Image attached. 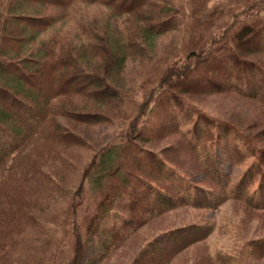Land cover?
I'll list each match as a JSON object with an SVG mask.
<instances>
[{"label":"rangeland","instance_id":"1","mask_svg":"<svg viewBox=\"0 0 264 264\" xmlns=\"http://www.w3.org/2000/svg\"><path fill=\"white\" fill-rule=\"evenodd\" d=\"M11 6L15 12L22 6L24 13L51 19L44 31L36 33L35 29L26 26L24 35L18 31V37L23 36L26 40L30 36H40L46 44L41 46L37 41L35 47L52 46L54 51L61 48L59 51L62 50L64 55L74 40L83 45L78 31L82 30L84 18L96 20V25L100 27L109 25L110 20V27L114 28L113 37L118 39L119 47L130 42V35L135 33L136 28L134 16H116L99 4L69 0L66 10L57 2L47 5L28 2L23 5L13 0ZM143 9L154 14V21L152 19L149 24L164 23L172 16L175 20L171 29L155 37L149 56L132 59L127 52L120 50V57L125 56L124 62L117 65L109 77L114 85L121 88L124 96L110 101L99 100L88 97L83 91L67 93L63 89L64 94L51 101L53 113L44 131L1 166L0 264H134V259L141 256L139 253L144 249L148 254L143 264H264V250L256 248L257 245H249L253 239L264 238V211L254 209L241 200H225L215 209H193L183 205L161 214L157 213L158 208L153 204L150 214L144 215L145 222L133 233L129 232L127 237L123 236L125 230L119 220L116 223L123 235L117 238L113 236V230L101 225L104 218L95 221L97 226L91 221L98 210L105 213L113 206L115 208L110 209L112 215L105 219L104 225H108V220L113 223L117 213L130 217L126 206L129 195L116 199L109 207L111 198H116L121 191L119 189L127 186L122 172L130 169L141 174L142 178L167 186L148 163L138 159V148L157 152L162 155L158 156L159 159L165 158L169 167L192 182L220 192L216 184L206 179L200 166L201 160L184 139L182 130L187 129L189 124H176L178 119L168 116L171 107L179 106L176 101L163 107L159 104L153 113L150 109L147 111L142 125L146 121L145 136L149 140L139 141L137 146L130 145L132 148L127 147L126 150L121 145L110 144L132 117L139 114L147 90L162 77L183 73L188 63L193 64L188 59L189 53L208 50L214 41L225 42L244 34L237 52H241V56L245 54L264 71V49L252 54L240 47L251 50L252 44H257L260 36H264V30H261L264 28V0H158L153 6L147 4ZM253 30L257 32L245 36ZM257 33L259 36L254 38ZM76 51L78 56L72 61L78 59L81 68L90 71L97 68L99 73H104L107 67L104 50L97 52L96 45H92L82 46L80 51ZM66 57H69L67 53ZM171 68L174 73L167 72ZM72 72L71 67L63 65L59 74L70 78ZM85 81L77 80L72 84L82 85ZM185 97L189 102L198 103L218 121L239 129L242 142L246 137L251 139L249 153L258 155L264 151L263 103L234 91L212 94L192 92ZM67 109L99 114V122L86 125L60 116ZM56 123L73 128L67 130L78 134L79 140L76 138V143H72L74 137L60 139L54 131ZM212 128L208 125L206 129L210 135L219 132ZM213 143L206 139L201 147L206 149ZM107 146L110 148L102 157V162L100 160L101 164L98 162L87 174L95 155ZM220 155L224 160L225 157ZM158 157L156 168L161 162ZM254 159L255 156L236 165L226 161L224 167L237 176ZM118 165L120 172L112 173ZM169 167L166 165V170ZM138 188L145 191L144 185L138 184ZM74 209L77 211L79 238L70 231L72 223L68 224L74 217ZM142 213L143 210L139 216ZM208 228L211 229L209 235ZM174 229H183L181 233H185L177 241L174 236H169ZM196 235L206 238L194 241ZM151 246L158 249L150 250ZM163 248L164 252L161 251ZM220 255L224 262L219 259Z\"/></svg>","mask_w":264,"mask_h":264},{"label":"trees","instance_id":"2","mask_svg":"<svg viewBox=\"0 0 264 264\" xmlns=\"http://www.w3.org/2000/svg\"><path fill=\"white\" fill-rule=\"evenodd\" d=\"M66 1L18 0V3L27 5L28 2H36L47 5V3L57 2V5L66 7L68 10L69 0ZM71 1L99 4L109 9L116 16L132 15L136 21L134 22L136 25L135 33H131L130 42L119 47L118 39L113 37L112 30L114 28L110 27V20L109 25L100 27L96 25V20L84 18L82 30L78 31V38L82 40L83 45H79L74 40L72 46H68L65 50L69 56L66 57V53L64 55L62 50L59 51L61 48L58 51H54L52 46L40 48L46 44L40 36H30L26 40L23 36L18 37V31L24 35L26 26L35 29L36 33L44 31L51 19H43L35 14L24 13L22 6H19L18 11L15 12L14 7L11 6L13 0H0V168L7 163L11 155L15 152H22L34 137L44 131L49 117L53 113L51 101L57 96L61 97L65 92L64 90H67V93L83 91L88 97L99 100L107 99L110 101L119 96L123 97L124 92L121 91L120 87L114 85L113 80L109 77L111 71L116 70L115 67L124 62L125 56L124 58L120 57V50L127 52L132 59L137 56H144V58L149 56L150 47L153 45L155 37L171 29L175 20L172 16L165 19L164 23L159 21L149 24L152 19L154 21V14L145 11L143 7L147 4L153 6L154 2L158 0ZM42 20L44 22L37 25ZM256 32L253 30L251 34L245 36L249 37ZM243 36L244 34L231 37L225 42L222 40L214 41L208 50L201 49L200 52L192 51L189 53L188 59L193 64L188 63L183 73L168 75L166 78L162 77L155 86L147 90L142 102L143 105L139 107V114L132 117L127 127L114 136L113 141H110L111 145H121L126 150L127 147L129 149L134 147L133 145L137 146L139 141L149 140L145 136L146 121L142 125V120L146 117L147 111L150 109V113H153L159 104L163 107L168 102L176 101L180 103L179 106L171 107L168 116L177 118L176 124H189L187 129L182 130L184 139L194 150L197 158L201 160L200 166L206 175V179H209L214 185L216 184L215 186L220 192L212 191L210 188L192 182L176 169L169 167L165 158L159 159L158 156L162 155H158L157 152L138 148V159L148 163L153 171L165 180L167 186H160L147 178H142L141 174L130 169L122 172V178L127 186L119 189L121 191L117 193L116 198L113 200L111 198L109 207L116 199L123 198V195H129L130 199L126 206L129 209L130 217H122L117 213L116 216L113 215L115 217L113 223L108 220V225H104L105 219L112 215L110 209H114L113 206L105 213H102L101 210L95 213L91 221L96 226L98 223L96 224L95 221L104 218L101 225L113 230L112 234L117 238L123 235L121 232L119 233L120 228L116 223V220H119L122 229L125 230L123 236L127 237L129 232L132 231L133 233L138 229V226L145 222L144 215L150 214L149 209L153 204L158 208V214L183 205L193 209H215L225 200H241L254 209L264 211V151L258 155L249 153L251 139L246 137L242 142V133L239 129L228 123L225 124L223 121H218L213 115L203 110L198 103L189 102L185 97L192 92L212 94L234 91L264 104L263 69L256 62L247 59L245 54L241 56V52H237ZM258 36L257 33L254 38ZM33 41L34 43H31ZM37 41L41 46L35 47ZM92 45H96L97 52L104 50L107 54V67L103 74L99 73L100 71L98 72L96 67H94L96 68L94 71L81 68L78 65V59L72 61L74 57L78 56L76 50L80 51L82 46L90 47ZM240 47L242 51L254 54L253 52L264 49V36H260L257 44H252L251 50L244 49V46ZM69 49L70 51H67ZM63 65L73 69L70 78L65 77V74H59ZM167 72L174 73L172 68ZM77 80L86 81L82 85L72 84L73 81ZM144 105L146 106L145 109L143 108ZM71 110H65L60 116L71 118L86 125L99 122V114H86ZM190 121L192 122L190 123ZM208 125L210 128L213 126L219 132L210 135L206 130ZM61 129H65V131H61ZM67 129L73 128H67L60 123L54 125L55 134L60 139L66 140L74 137L71 142L76 143L74 141L79 135L74 133L73 135L71 133L73 131L70 130L71 132H69ZM206 139L215 143L206 149H202L201 146ZM221 142L223 143L221 144ZM77 143L79 144V142ZM130 145L132 147H129ZM109 148L110 146L104 147L95 155L87 174H90L91 170L98 165L104 154L108 153ZM218 148L221 149L220 154L225 157L224 160L221 159ZM254 156V161L237 176H233L224 167L226 161H229L231 165H236ZM157 157L161 162L156 168ZM166 165L169 170H166ZM120 170L121 167L118 165L112 173L117 174ZM111 171L112 169H110ZM138 184L144 185L145 191H140ZM142 210L143 213L139 216ZM76 212L74 209V217L68 221V224L72 223L70 231L74 237L79 238L77 236L78 218ZM89 230L92 231L91 227ZM182 230L176 231L174 229L170 231L169 236H174L177 241L185 234L181 233ZM207 232L209 235L211 229L208 228ZM193 238L194 241H198L206 238V236L199 237L196 235ZM249 245H257L256 248L264 250V238L253 239ZM152 246L150 250L157 248ZM161 251L164 252L165 248ZM147 252L146 249L142 250L139 253L142 255L134 259V264L146 262ZM215 257L217 256L215 255ZM219 259L222 262L225 261L221 255Z\"/></svg>","mask_w":264,"mask_h":264}]
</instances>
